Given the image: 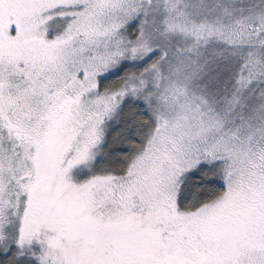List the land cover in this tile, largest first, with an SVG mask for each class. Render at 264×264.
Instances as JSON below:
<instances>
[{
  "label": "snow or ice",
  "instance_id": "snow-or-ice-1",
  "mask_svg": "<svg viewBox=\"0 0 264 264\" xmlns=\"http://www.w3.org/2000/svg\"><path fill=\"white\" fill-rule=\"evenodd\" d=\"M0 264H264V0H0Z\"/></svg>",
  "mask_w": 264,
  "mask_h": 264
}]
</instances>
